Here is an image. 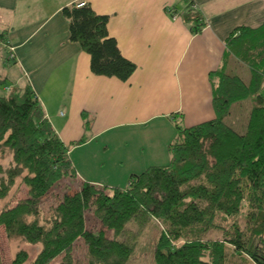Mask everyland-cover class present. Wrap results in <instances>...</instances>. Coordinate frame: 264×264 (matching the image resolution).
Listing matches in <instances>:
<instances>
[{"label":"trees","instance_id":"trees-1","mask_svg":"<svg viewBox=\"0 0 264 264\" xmlns=\"http://www.w3.org/2000/svg\"><path fill=\"white\" fill-rule=\"evenodd\" d=\"M60 10L68 40L89 55L90 72L124 83L135 66L108 37L107 17L81 1ZM196 19L191 33L200 31ZM224 43L221 66L209 75L217 78L214 118L192 127L172 118L168 162L129 175L123 188L77 177L69 151L84 140L63 143L29 81L14 86L0 75V228L6 241L22 245L11 264H49L58 256V264H75L77 240L86 264H127L151 221L159 226L152 264H264V20L234 30ZM11 52L6 46V62L14 60ZM244 100L236 132L230 108ZM81 116L86 130L91 120ZM55 189L61 198L43 218L41 200ZM89 218L98 229L87 227ZM210 232L220 239H208ZM25 246L37 247L32 258Z\"/></svg>","mask_w":264,"mask_h":264},{"label":"crops","instance_id":"crops-1","mask_svg":"<svg viewBox=\"0 0 264 264\" xmlns=\"http://www.w3.org/2000/svg\"><path fill=\"white\" fill-rule=\"evenodd\" d=\"M80 1L107 17L108 37L135 66L124 83L93 75L89 55L68 40L60 9ZM193 17L198 33L190 32ZM263 18L264 0H0V52L7 46L14 57L0 75L14 86L29 81L63 143L84 140L73 147L85 149L79 167L72 163L77 177L123 188L129 175L168 162L172 118L184 127L214 118L217 78L209 75L221 66L224 41ZM6 64L0 56V71ZM81 112L91 120L86 130Z\"/></svg>","mask_w":264,"mask_h":264},{"label":"rangeland","instance_id":"rangeland-1","mask_svg":"<svg viewBox=\"0 0 264 264\" xmlns=\"http://www.w3.org/2000/svg\"><path fill=\"white\" fill-rule=\"evenodd\" d=\"M0 56L6 57V52L5 51L0 52ZM6 63H8V64L5 65V67H4L5 70L0 71L3 74H5V72H8L10 70V68H13L11 62H6ZM235 74H236V72H235ZM247 102H248V100L241 101V102L235 104L234 106H231V108H230L231 109L230 110V118L228 121L233 126V129L236 132L242 131L241 125L243 124V121H244L243 119L246 117V109L245 108L247 106ZM97 143H98V139H97ZM82 150H85V149H79V148H76V149L71 148L70 149L69 155H70V159H71L74 166L79 164L80 159H81L80 157L82 154L81 153ZM109 150H111V148H109ZM100 151L102 152L103 150L101 149V146L99 143V152ZM110 153H111V151L108 154H110ZM7 161H8V159H6L2 162L4 164H6ZM78 167H79V165H78ZM100 170H101V165H100ZM100 176H101V172H100ZM98 182H99V179H98ZM13 190H14V187L11 189V191H13ZM73 191H75V188L71 187V188H69L68 192L71 193ZM60 198H61V194L58 192V189L52 190L49 194L45 195L44 198H42L41 206H42V212L44 213L43 218L48 216V214L50 213L49 208L54 206L59 201ZM0 206H1V203H0ZM87 227H89V228L91 227L93 229H96V228L98 229L99 224L97 221H93V220H91V218H89V220H87ZM134 228H135V225L131 224V225H129L128 229L131 231ZM157 228H159V226L155 223V221H151L147 224V226L144 229H142L141 233L138 236L139 238H138L137 246L135 247L136 249L133 252L132 257L130 258V260L128 261L127 264H152L151 258H150L151 251H152L151 246H152V244L156 238ZM106 235H108V233H106ZM207 238L208 239L209 238L210 239H220V233L210 232L209 235H207ZM74 244L75 245L73 247L72 255H73L75 264H86L85 263V255H84L85 247H84L82 241L77 240ZM21 247H22V245L18 241H15V240L6 241L5 236L3 234L2 227L0 228V264H11V261L13 260V255H14L15 251ZM25 247L30 252V257L36 253V248H37L36 246H32V247L31 246H25ZM60 259H61V256H58V258H56L55 260H53L49 264H58ZM25 264H29V261H26Z\"/></svg>","mask_w":264,"mask_h":264},{"label":"built area","instance_id":"built-area-1","mask_svg":"<svg viewBox=\"0 0 264 264\" xmlns=\"http://www.w3.org/2000/svg\"><path fill=\"white\" fill-rule=\"evenodd\" d=\"M80 4H82V3H80ZM190 9H191L192 11H194V10H195V7H194V6H190ZM10 58H13V57H12V54H10Z\"/></svg>","mask_w":264,"mask_h":264}]
</instances>
